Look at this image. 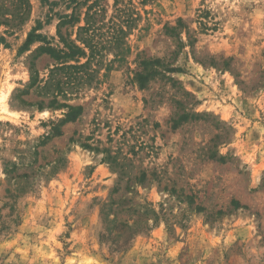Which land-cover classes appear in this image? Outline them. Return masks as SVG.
Segmentation results:
<instances>
[{
	"label": "rangeland",
	"instance_id": "374dc122",
	"mask_svg": "<svg viewBox=\"0 0 264 264\" xmlns=\"http://www.w3.org/2000/svg\"><path fill=\"white\" fill-rule=\"evenodd\" d=\"M71 11L0 0V264H264V0H152L83 65Z\"/></svg>",
	"mask_w": 264,
	"mask_h": 264
},
{
	"label": "trees",
	"instance_id": "16d2710c",
	"mask_svg": "<svg viewBox=\"0 0 264 264\" xmlns=\"http://www.w3.org/2000/svg\"><path fill=\"white\" fill-rule=\"evenodd\" d=\"M68 4H71L72 11L70 14H64L59 17L57 24V36L61 46L56 45L53 47L54 56L74 59L78 65L80 58L86 57V48L90 52L95 50L101 51V48L106 44L108 47L124 45L121 38H125L129 30L136 28L141 18L140 6H144L146 3L152 0H112L110 8L112 13L109 15V19L105 21L107 10L109 7L108 0H67ZM182 20H177L176 26H166V30L176 29ZM66 25L71 28L70 31L62 32V27ZM74 28L76 30L74 31ZM106 28V30H105ZM105 34L106 37L102 38ZM75 32V38L71 35ZM38 37L34 31H30L24 43V48H27L29 44ZM51 49L50 46L46 48ZM98 54V53H97ZM69 61V60H68ZM61 68L68 66L67 61L60 62ZM136 67L132 70L133 77L138 82H148L153 80L155 76L161 75L171 83H179V79L173 76L174 72L179 71V68L173 64H164L161 58L155 57H143L138 56L135 61ZM162 71L160 70V68ZM162 72L167 73V75ZM183 89V88H182ZM183 92L189 95V92L183 89Z\"/></svg>",
	"mask_w": 264,
	"mask_h": 264
}]
</instances>
